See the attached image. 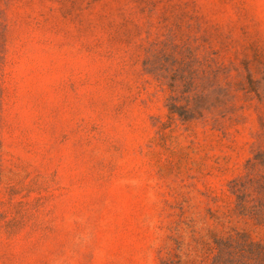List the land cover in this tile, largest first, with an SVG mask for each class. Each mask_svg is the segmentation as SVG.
Here are the masks:
<instances>
[{
    "label": "rangeland",
    "instance_id": "obj_1",
    "mask_svg": "<svg viewBox=\"0 0 264 264\" xmlns=\"http://www.w3.org/2000/svg\"><path fill=\"white\" fill-rule=\"evenodd\" d=\"M264 242V0H0V264H210Z\"/></svg>",
    "mask_w": 264,
    "mask_h": 264
},
{
    "label": "trees",
    "instance_id": "obj_2",
    "mask_svg": "<svg viewBox=\"0 0 264 264\" xmlns=\"http://www.w3.org/2000/svg\"><path fill=\"white\" fill-rule=\"evenodd\" d=\"M210 264H264V242H254L247 234L217 239Z\"/></svg>",
    "mask_w": 264,
    "mask_h": 264
}]
</instances>
